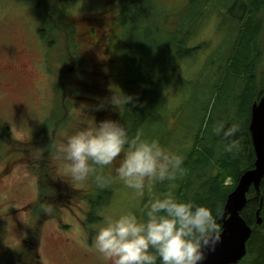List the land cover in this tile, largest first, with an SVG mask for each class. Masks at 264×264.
I'll use <instances>...</instances> for the list:
<instances>
[{
	"label": "rangeland",
	"instance_id": "rangeland-1",
	"mask_svg": "<svg viewBox=\"0 0 264 264\" xmlns=\"http://www.w3.org/2000/svg\"><path fill=\"white\" fill-rule=\"evenodd\" d=\"M41 1L46 3L45 0ZM227 1L230 0H215L212 6L218 7L220 3ZM82 2L83 0H79L77 4L68 8L69 12L66 15L68 25L65 32H60L54 27L51 38L55 44L50 46L39 39L36 32L40 18L38 15L35 16V11L41 14V17L44 14V17L51 21L49 15L43 13V8L38 9L33 3L17 0L0 1V95L7 91L11 93L10 99L4 97L0 100V127L7 128L14 139L21 141L16 143L7 138L1 141L4 147L0 149V255L5 250L18 248L23 238L29 233L28 230L39 227L38 251L42 264H106L102 255L94 247V228L97 223L105 214L115 216L124 211L137 212L142 206V201L135 197L131 190L126 189L118 179L114 180L108 188L111 191L108 202L103 203L96 210H91L89 201L85 199H74L76 204L75 201L71 204L66 198L72 196L71 192L52 202L51 197L63 191L62 183L54 178L63 176L60 175L52 156L49 154V158L44 160L43 156L48 155L49 150L53 153L54 145L60 139L58 132L61 129L71 133L73 127L81 120L94 118L91 115L92 102L68 106L66 100L72 99V95H66L68 84H60V79L68 82L67 79L74 76L71 73L72 69L67 68L72 62V59L69 61L67 58L69 51L72 50L69 47L72 42L67 37L66 31L72 19L82 14L111 13L108 7L112 0H93V5L90 0L84 4H81ZM249 2L251 3L250 0ZM242 3H245V0L240 1V6ZM188 6L179 18L180 25H184L193 18L194 14L189 12ZM167 10L168 8L164 11L167 12ZM240 11L236 9V17L241 15ZM88 19L92 22L90 18ZM252 19L256 21L260 19L261 26L254 44L248 42V35L244 37L240 49V57L243 59L247 55L255 58L254 52L259 50L254 45L264 44V17ZM217 21L216 30L220 35L223 34L220 37L222 38L220 46L215 51L210 50L212 46L214 47L213 43L207 46H210L209 48H205L206 54L211 57L205 65H201L198 59L188 64L187 68L182 67L180 73L187 79V83L183 84L181 90L172 83L168 84L163 90L162 106L157 105L152 88L148 93H139L135 96L134 100L137 104L133 116L131 114L133 119L126 124L131 127L130 136L141 132L144 137L157 139L163 147L183 157L189 153L193 143L200 140L201 148L198 154L192 156L188 162L186 160L189 157L184 158L182 165L184 174L178 176L171 184L168 181L156 184L153 195L172 191L173 195L180 200L189 199V187L194 180L193 170L198 166L199 178L201 170L205 173L208 171L210 175L206 178V174L201 177L202 190L198 193V197L210 196V188L205 186L206 182L211 177L213 164L221 154H225V151L220 152L214 149L217 143L212 139L216 136L212 135L211 129L217 122H224L227 126L228 122L223 115L226 114L230 118L233 114L235 115V111L240 110V104L234 103V107L228 105L226 113L218 115L224 103L221 98L228 94L233 101H237L244 89V87H233L230 82L223 84L221 81L219 86L223 84L222 88L214 90L219 73L213 74L212 63L221 64L224 61L230 44L237 35L233 22L224 19V22L220 24V19ZM86 23L85 21L79 23L78 30L84 32L87 29ZM211 26L212 23L209 25L201 23L194 41L205 39L212 42L214 33ZM145 38L152 41V46L154 45L155 38H150L147 34ZM2 47L9 49L15 58L12 59L8 54L2 53ZM43 52L46 59L48 56L51 58L48 68H44ZM191 58L187 57L183 60ZM7 65L11 66L12 75H18V80L6 73ZM197 66H199L198 71H196ZM166 103L167 108L164 110ZM56 107L60 108L57 124L63 123V125L58 129L53 126L47 128L43 137L37 130L39 128L41 131L45 119H48V125H50L51 110ZM62 109L65 111L63 114ZM66 119L69 123H66ZM234 139L238 141V147L244 146L245 139L242 136L236 135ZM208 143L212 146L207 145ZM211 149L214 151H209ZM210 156L212 158L209 160ZM242 157L244 158V155ZM7 161L12 162L7 164ZM44 163L48 170V180L45 185L50 186L51 189L48 196L44 198L45 203L35 207L33 203L36 202L39 192L37 166ZM114 168L115 166L109 167L113 176H115ZM107 171L105 168V174H111ZM198 183L199 180L195 183L193 191L197 190ZM67 185L78 189H97L91 179L83 185L74 184L67 179ZM254 194L255 192H250L248 196L256 197ZM146 199L147 197L145 201ZM64 200H67L68 204L58 206L57 203ZM49 207L52 209L51 215L45 216L48 214L45 210ZM91 217H97L98 220L92 221ZM261 232L264 233V230L262 229Z\"/></svg>",
	"mask_w": 264,
	"mask_h": 264
},
{
	"label": "trees",
	"instance_id": "trees-1",
	"mask_svg": "<svg viewBox=\"0 0 264 264\" xmlns=\"http://www.w3.org/2000/svg\"><path fill=\"white\" fill-rule=\"evenodd\" d=\"M45 1L46 3L41 0H25L26 3L35 4L38 9L43 8V13L49 15L51 21L44 17V14L41 17V14L35 11V16L38 15L40 18L39 26L36 27L37 34L47 45L52 46L55 44L51 38L54 27L60 32H65L68 25L66 17L69 12L68 8L75 3L77 4L79 0ZM86 1L83 0L81 4L86 3ZM90 1L91 5H93V0ZM214 1L112 0L108 7V10L111 11L110 14H82L78 18L72 19L69 29L66 31L67 37L72 42L69 45L72 50L69 51L67 56L69 61L72 59V62L67 68L72 69L71 73L74 76L72 75L71 78H68V82L58 79H60V84H68L66 86L68 89L66 95H72V99L66 100L68 106L92 102V114H90L95 119L99 121L103 119L118 120L130 132L131 127L126 124L133 119L132 116L137 103L134 100V103L126 104L125 108H121L119 111V109H115L108 102L114 92L119 93L121 91L123 94L132 95L135 99L137 94L148 93L152 88L157 105L162 106L161 102H164L163 90L168 84L172 83L173 86H177L181 90L183 84L187 83V79L180 73L182 67L185 69L188 64L190 65L198 59L201 65H205L206 61L211 58L206 54L205 48H209L210 46H207L213 43L214 47L212 46L210 50L215 51L220 46L222 41L220 37L223 34L220 35L216 30L217 20L220 19V24L224 22V19L233 22L236 26L235 33L237 35L234 36L224 61L221 64L212 63V71L213 74L219 73L214 90H220L223 84L229 82L233 87H244L237 101H233L228 94L222 97L223 108L218 113V115H223L226 113L228 105L234 107V103L240 104V110L235 111V115L233 114L228 118L224 114L223 117L228 122V125H238L239 131L236 135H240L245 139L243 142L244 146L238 147L235 154L226 152L221 154L213 164L211 177H209L205 185L208 186V189L210 188L209 197H198V193L202 190L200 188V184L203 183V181H200L202 180L201 177L205 174V178L210 176L208 171L205 173V171L201 170L199 178L198 166L193 170L194 180L189 187V199L193 197L192 200L198 204L210 208L220 225L223 206L228 194L234 189L237 179L243 170L246 169L245 167H250L253 162V150L248 125L251 106L264 91V44L254 45L259 50L254 52L255 58L248 57V55L244 59L241 58L240 49L246 35L249 36L248 42L254 44L255 38L259 33L258 29L261 26V20L257 19L256 21L252 18L264 17V0H250L251 3L249 0H245L246 4L242 3L241 6V0H230L220 3L218 7L217 5L212 6ZM187 6L189 12L194 14L193 18L184 25H180L179 18L187 9ZM166 8H168L167 12L164 11ZM236 9L241 10L239 17L235 15ZM83 21L87 22L85 24L87 29L81 32L78 30V24ZM201 23L206 25L212 23L211 27L214 33L212 42L205 39L194 41ZM145 34L149 35L150 38H155L153 39V46L151 44L152 41L146 40ZM43 56L44 68H48L51 58L48 56V59H46L44 52ZM187 57L192 58L183 60ZM166 62L167 65H165ZM198 69L199 66H197L196 71ZM221 81L223 84L219 86ZM98 105H103V107L97 110ZM166 108L167 103L164 110ZM59 112L60 108L57 107L51 110L50 125H48V119H45L41 131L38 128L37 132H40L44 137L47 128L52 126L57 129L61 128L63 123L57 124ZM64 112L62 109V114ZM53 122L55 123L54 125ZM66 123H69L68 119H66ZM60 124L61 126H59ZM76 126L78 125H75L72 130ZM5 138L9 141L21 143V141L12 137L7 128L0 127V149L4 147L1 141H5ZM212 141L217 143L214 147L216 151H224L221 148L219 137H214ZM199 143L200 140H196L193 143L189 153L184 157L185 159L189 157L186 162L192 156L198 154V150L201 148ZM22 144L24 145L23 142ZM209 146L211 147L212 145ZM214 149L209 151H214ZM49 154L52 156L51 150L48 151V155L43 156V160L49 158ZM242 155H244V158ZM208 158L210 160L212 156ZM11 162L7 161V164ZM45 165L44 163L41 166H37L39 192L36 202L33 203L35 207L45 203L44 198L48 196L51 189L50 186L45 185L48 180V170ZM106 169L108 170L107 173H111L109 167H106ZM54 179H58L62 183L63 191L51 197L52 202L62 198L69 192H71L72 196L66 198L71 204H74V199H88L92 195L89 198L90 208L96 210L103 203H107L108 198L111 197L109 189H78L67 185V179L63 177ZM197 180H199L198 188L193 191ZM66 188L68 190L65 191ZM250 192H253V190ZM261 193L263 196V208L260 216L263 222L260 226L255 224V209L259 203V196L252 197L254 198L253 200L252 198L248 200L244 210L241 212L244 220L253 227V231L250 240L247 242L246 255L237 264H264V233L261 232L262 229L264 230V179L261 184ZM93 197L95 200H93ZM66 203L68 204L67 200H64L59 201L57 204L60 206L66 205ZM52 207L54 206L52 205ZM49 215L51 214L48 213L45 216ZM90 219L92 221L98 220L97 217H91ZM28 231L29 233L23 238L18 248L3 251L0 255V264H42L38 251L39 227L35 230L30 228Z\"/></svg>",
	"mask_w": 264,
	"mask_h": 264
},
{
	"label": "clouds",
	"instance_id": "clouds-1",
	"mask_svg": "<svg viewBox=\"0 0 264 264\" xmlns=\"http://www.w3.org/2000/svg\"><path fill=\"white\" fill-rule=\"evenodd\" d=\"M108 102L120 111L134 103V97L119 91ZM238 131V125L224 122L211 129L224 151L232 154L238 150L234 139ZM58 136L52 158L61 176L77 185L91 179L98 190L110 188L118 179L142 201L137 212L105 214L94 228V247L106 264H203L205 254L218 246L222 229L210 208L192 199L180 200L172 191L153 195L156 184H171L184 174L182 155L141 132L130 136L120 121L112 119L81 120L71 133L61 129ZM112 166L115 176L105 174L104 169Z\"/></svg>",
	"mask_w": 264,
	"mask_h": 264
},
{
	"label": "water",
	"instance_id": "water-1",
	"mask_svg": "<svg viewBox=\"0 0 264 264\" xmlns=\"http://www.w3.org/2000/svg\"><path fill=\"white\" fill-rule=\"evenodd\" d=\"M248 130L253 150L252 165L243 170L234 189L226 198L220 218L222 231L216 238L218 246L205 254L203 264H236L245 256L253 227L244 220L241 212L252 198L248 196L251 190L255 192V196H259L255 224L262 222L260 212L263 208L261 184L264 179V91L251 106Z\"/></svg>",
	"mask_w": 264,
	"mask_h": 264
},
{
	"label": "flooded vegetation",
	"instance_id": "flooded-vegetation-1",
	"mask_svg": "<svg viewBox=\"0 0 264 264\" xmlns=\"http://www.w3.org/2000/svg\"><path fill=\"white\" fill-rule=\"evenodd\" d=\"M1 1V0H0ZM17 1H20V2H24L25 0H17ZM2 53H4V54H8L9 55V57H11L12 59H14L15 58V56L13 55H11V51L9 50V49H7L6 47H2ZM10 65H7L6 66V73L8 74V75H10V76H12L14 79H16V80H18V75H12V73H11V70H10ZM17 67V66H16ZM10 95H11V93H10V91H7V92H5V93H3V95L1 94L0 95V100H2V98H4V97H7L8 99H10Z\"/></svg>",
	"mask_w": 264,
	"mask_h": 264
}]
</instances>
